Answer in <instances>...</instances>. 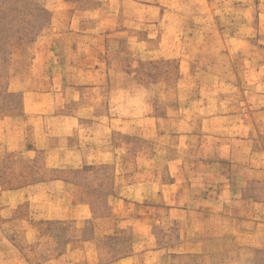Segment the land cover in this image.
I'll return each instance as SVG.
<instances>
[{
    "label": "crops",
    "instance_id": "crops-1",
    "mask_svg": "<svg viewBox=\"0 0 264 264\" xmlns=\"http://www.w3.org/2000/svg\"><path fill=\"white\" fill-rule=\"evenodd\" d=\"M245 1L44 0L51 37L10 50L12 60L25 50L26 70L5 91L20 95V112L0 114V260L240 264L226 256L264 255V0L255 26ZM161 5L183 23L174 53L160 43L159 15L148 14ZM9 152L43 166L26 165V182L6 186ZM48 245L58 252L40 255Z\"/></svg>",
    "mask_w": 264,
    "mask_h": 264
},
{
    "label": "rangeland",
    "instance_id": "rangeland-1",
    "mask_svg": "<svg viewBox=\"0 0 264 264\" xmlns=\"http://www.w3.org/2000/svg\"><path fill=\"white\" fill-rule=\"evenodd\" d=\"M251 1L252 9L250 10L249 20L255 26L258 20H256L254 17L255 15L257 16V13L261 11V9L259 8L257 0ZM239 2L244 3L246 1L239 0ZM45 5L46 3H44V0H0V114H2V111L8 107L11 110L10 114H18L21 108L20 95L15 94L9 96L5 93V91L6 86L8 85L9 77L12 76V74L14 75L16 70L19 73H22L26 70L25 66L22 67L23 61H26V52H24L25 50H22L12 60V58L10 57L11 45L13 43H20L24 45L26 44V42L34 40L40 35L51 37L53 20L49 9H46ZM166 8V6L161 5V7H155L153 10L150 9L148 11V14L155 17L156 15H159V20H157L158 23L156 21L155 28L157 29L161 27L167 31V34L159 37L160 43H162L163 45L171 43L173 47L172 52L174 53L180 46V34L183 23L177 15L165 11ZM236 12H238V18L235 19V21L236 23H238V26H242V24H244V22L246 21L245 19L248 20V18L244 16V14L241 12V9H238V11ZM228 20H230V18H228ZM228 20H224V23ZM232 21L234 22V20ZM145 27L147 26H143L141 30H138V34H135L134 30L130 31L129 37L139 38L143 33L155 31V29L150 30V25L147 30H145ZM257 43L258 42L256 41V44ZM1 116L2 115H0V117ZM28 160L26 163V157H24L23 155H15L14 153L10 152L6 153L5 158L2 162V171L4 175H6V168L8 169L10 167L13 169L11 170V173L15 177L11 179H5L4 183L6 184V186L20 185L26 182V165L29 167H34V169L39 167L42 168L43 166L40 162L39 157H37L35 160L30 158ZM103 169L109 171V169L111 168L94 167L93 169H91V171L96 172ZM82 172L87 173L88 171L86 169H83ZM44 173L50 175L53 172L46 170L44 171ZM107 198V196H103L104 205H106L107 203ZM105 208L107 209V205ZM100 214L104 213L101 212ZM20 232L21 229H18V231L15 230L14 234H16L18 238H21ZM127 237V234L123 235V239H126ZM58 246L60 245H56V247ZM52 247L55 246L48 245L45 249L41 248V250H38V253H40V255H45L46 257H48L49 255H54V252L57 249ZM56 252H58V250ZM118 254L119 253L116 252L114 255ZM263 256L264 255L261 251L246 252L240 250L230 253L226 256V259L242 257L244 259H242L240 264H263ZM35 262L36 264H41L39 260H35ZM0 264H26V259L20 257L8 260H0Z\"/></svg>",
    "mask_w": 264,
    "mask_h": 264
}]
</instances>
